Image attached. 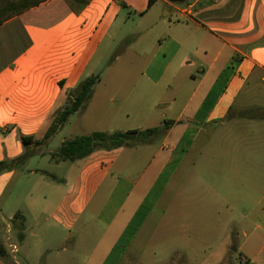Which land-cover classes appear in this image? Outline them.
Instances as JSON below:
<instances>
[{
	"label": "crops",
	"instance_id": "1",
	"mask_svg": "<svg viewBox=\"0 0 264 264\" xmlns=\"http://www.w3.org/2000/svg\"><path fill=\"white\" fill-rule=\"evenodd\" d=\"M150 1L44 0L0 23V162L27 157L0 174V202L18 196L20 208L7 229L18 243L0 239L9 257L0 264H17L10 245L24 264H232V235L240 264H264V116H246L264 111V0ZM134 19L136 38L126 49L137 50L127 61L141 65L132 70L133 89L93 91L75 121L69 117L42 145H24V137L45 135L52 115L66 107L67 91L96 75L104 49ZM96 104L98 111H89ZM171 121L144 144L96 150L73 163L50 159L75 137ZM192 147L190 166L212 177L193 189V206L214 210L221 200L228 210L248 212L236 233L231 220L221 227L198 220L152 249L158 237L142 238L136 221L184 168ZM219 159L220 191L213 186ZM252 210L257 223L249 220ZM17 213L22 218L13 221Z\"/></svg>",
	"mask_w": 264,
	"mask_h": 264
},
{
	"label": "rangeland",
	"instance_id": "2",
	"mask_svg": "<svg viewBox=\"0 0 264 264\" xmlns=\"http://www.w3.org/2000/svg\"><path fill=\"white\" fill-rule=\"evenodd\" d=\"M193 1L185 0L182 6H185L189 3H192ZM178 16V15H177ZM175 16L169 17L174 18ZM135 21H130L127 29H125L122 33H119L117 35V41L112 44L108 45L104 51L105 53L104 57L100 60L99 65L97 66L96 75H99L101 79H106L107 77H111L108 82H104L102 84H96L93 88L94 92L103 93V95L108 96H115L117 92L123 91V92H130L133 88L131 86L130 77H132V70L138 69V67L141 65L138 63L137 65H130L127 61L130 57L133 56V50H137V48L132 47V50H127L126 48L133 42V40L136 38L135 31L133 29L134 24L138 22L137 19H134ZM140 44L136 45L139 46ZM119 57L120 60L116 63V58ZM118 77V78H116ZM121 77V78H120ZM67 105V104H66ZM99 104L93 105L90 107L89 111H95L97 106ZM101 106V105H100ZM113 106V105H112ZM86 108V106H85ZM84 108V109H85ZM98 111V110H96ZM56 113L52 115V121H55ZM76 117V116H75ZM74 116L70 118V122L75 121ZM51 121V123H52ZM50 123V124H51ZM93 125V121L90 122ZM93 128V127H92ZM58 140L56 139L51 147H57ZM196 154V150L194 147L189 152V157L186 158V162L184 164V168H181L178 173L176 174L173 181L170 183V186L165 190V192L160 195L159 201L157 203H148L145 208L146 215H143V213L138 217L136 221V225L141 226L138 231L139 235L143 238H147L149 236H157L158 239L161 241L155 240L153 241L151 248L155 250H162L161 245L164 244L163 237L166 235H179L183 233L180 231L178 227L187 226V225H193L198 220L203 221H219L220 227L221 224L231 220L232 225L230 227V230H233L234 233H236L237 229H241L243 224V213H246L248 211H241V210H235L231 211L226 209L221 200H217L215 203L214 210L211 209H201L200 207H194L193 205L198 202V200H195V198H192L193 195V189L195 191L196 187H207V185H210V180L212 179L211 174L207 172V169L204 168L202 171L201 169H193L191 167V162H189L190 159H193L194 155ZM220 162L217 165V170H215V179L213 180V186L217 188L218 191H220L224 187L223 177L220 171L222 170V166L224 165L223 160L219 159ZM45 164V163H43ZM219 174H218V170ZM184 180V183L182 184V181ZM17 185V180L13 181L11 184H9L6 187V192L13 189L14 185ZM180 184L183 186V191L180 194ZM18 187L16 188V190ZM210 194H206L203 196V200L206 196H209ZM200 202L201 201L200 199ZM184 203V204H183ZM189 203V204H185ZM191 206L189 207V205ZM200 208V209H199ZM20 211L19 208V199L18 196L8 200L7 197H4L1 199L0 202V222L4 225V231L0 232V239L3 245L8 246V244L11 243H18L13 234L14 232L7 231V229H11V221L9 220L10 214H14L15 212ZM258 215L259 212L257 210L250 211V221L253 223L258 222ZM143 216L145 217L143 220ZM175 225L176 228L174 227ZM252 227V226H251ZM137 226L135 227V229ZM175 228V229H174ZM178 228V231H177ZM131 230L132 232H136V230ZM135 230V231H134ZM191 233H194V231H190ZM233 233V234H234ZM156 239V238H154ZM162 242V243H161ZM227 245L230 246L229 251H231L232 255V262L234 264H240L238 262L239 259V251H238V242L234 239V235H232L229 240L227 241ZM13 261L18 264V261H20V255L19 253L11 254ZM161 258V256H159ZM156 261V260H155ZM20 263L24 264L23 261H20ZM232 263V264H233Z\"/></svg>",
	"mask_w": 264,
	"mask_h": 264
},
{
	"label": "trees",
	"instance_id": "3",
	"mask_svg": "<svg viewBox=\"0 0 264 264\" xmlns=\"http://www.w3.org/2000/svg\"><path fill=\"white\" fill-rule=\"evenodd\" d=\"M44 0H26L20 1L14 0V2H5L0 0V23L12 18L29 8L38 6ZM154 2L150 1V4ZM76 13L78 11H75ZM5 13V14H4ZM100 82L99 75H91L84 78L78 85L73 89L67 91V105L66 107L58 112L55 117V121H52L47 132L41 139L34 137H24L22 142L24 145H42L47 139L53 136L57 130L63 127L68 121L69 117L74 115L78 111H82L89 100L92 97L94 86ZM256 110L251 113H247L246 116H255L258 119L259 116H264V111ZM174 123L166 122L162 128H153L143 131L133 130L127 132H114L107 134L103 132H94L90 135L75 137L71 140H67L61 144V146L54 153L50 154V159L54 162H76L90 156L96 150H112L121 147H134L138 144L147 143L151 138L163 135L166 130L170 128ZM27 157L22 155L14 161H2L0 162V174L11 171L13 167L18 164L25 162ZM54 181H58L53 175H48ZM59 182V181H58ZM20 215L17 213L13 216V221L18 220ZM0 257L7 261L9 259L6 252L0 248Z\"/></svg>",
	"mask_w": 264,
	"mask_h": 264
},
{
	"label": "water",
	"instance_id": "4",
	"mask_svg": "<svg viewBox=\"0 0 264 264\" xmlns=\"http://www.w3.org/2000/svg\"><path fill=\"white\" fill-rule=\"evenodd\" d=\"M185 0H168V2L173 4H183Z\"/></svg>",
	"mask_w": 264,
	"mask_h": 264
},
{
	"label": "built area",
	"instance_id": "5",
	"mask_svg": "<svg viewBox=\"0 0 264 264\" xmlns=\"http://www.w3.org/2000/svg\"><path fill=\"white\" fill-rule=\"evenodd\" d=\"M9 247L11 248L12 253L17 252V248L15 246L10 245Z\"/></svg>",
	"mask_w": 264,
	"mask_h": 264
}]
</instances>
